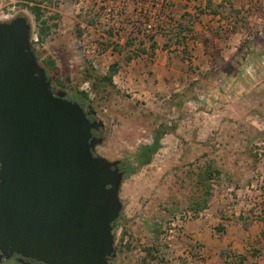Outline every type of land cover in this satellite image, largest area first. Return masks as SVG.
<instances>
[{
	"label": "rangeland",
	"instance_id": "rangeland-1",
	"mask_svg": "<svg viewBox=\"0 0 264 264\" xmlns=\"http://www.w3.org/2000/svg\"><path fill=\"white\" fill-rule=\"evenodd\" d=\"M252 1L246 0L245 3ZM34 3L43 10L40 19L27 7V0H0V21H9L20 15L28 18L32 26V48L52 79L53 88L67 91L70 100L91 106L98 112L105 128L99 131L104 141L96 147L95 154L121 160L120 167L125 171L120 191L123 209L113 224L117 255L110 262L187 264L193 255L185 257L183 251L187 246L194 252L201 250L199 240L187 232L186 226L190 221L177 233H170V221L175 211L208 195L206 183L199 182L205 177L207 165L220 173H215L212 180L203 181L210 184L211 192L206 207L223 193V152L217 153V150L223 146L220 131L231 121L223 120V101L216 104L223 94L221 86L219 83L209 85L205 78L208 74H199L197 79L191 76L194 63L186 49L184 35L178 37L176 27L167 28L163 34L167 36V45L178 38L175 42L184 48L185 59L189 61L187 71L190 79L186 80L185 89L163 99L166 94L161 95V89L156 85L157 66H154L157 55L154 39L158 35L147 37L125 33L115 38L111 31L91 29L96 19V0L30 2ZM173 18L176 22L180 20L176 14ZM100 31L106 35L101 47L113 48L108 54L95 56L90 46L83 50L79 40L84 32L100 40ZM247 33L252 41L254 30ZM87 44L91 45V41ZM131 60L141 63L145 72L137 77H126L123 72ZM112 64L117 65V70L107 87L93 88V80L99 82L100 78L108 76ZM86 81L92 86L94 99L81 93ZM241 92L244 93L243 90ZM243 124L249 130L259 125L252 120ZM159 125L166 126L168 131L161 139L162 147L149 165L127 176L129 158L141 145L153 141L154 129ZM199 140L209 144L210 150L199 152ZM151 253L157 256L156 259L151 258ZM0 264L20 263L15 259H3Z\"/></svg>",
	"mask_w": 264,
	"mask_h": 264
},
{
	"label": "water",
	"instance_id": "water-1",
	"mask_svg": "<svg viewBox=\"0 0 264 264\" xmlns=\"http://www.w3.org/2000/svg\"><path fill=\"white\" fill-rule=\"evenodd\" d=\"M31 29L0 21V261L113 264L125 171L95 154L104 120L53 91Z\"/></svg>",
	"mask_w": 264,
	"mask_h": 264
},
{
	"label": "crops",
	"instance_id": "crops-1",
	"mask_svg": "<svg viewBox=\"0 0 264 264\" xmlns=\"http://www.w3.org/2000/svg\"><path fill=\"white\" fill-rule=\"evenodd\" d=\"M245 1L173 0L172 13L180 17L176 35H184L194 63L191 76L208 74L209 85L219 83L223 94L216 104L223 101V120L231 121L220 131L223 146L217 150L223 152V193L187 224L203 252L187 264H240V255L245 264H264V0ZM166 37L154 39L156 85L166 94L163 99L185 89L190 79L184 48L176 37L167 45ZM141 67L131 60L123 74L137 77L145 72ZM248 120L259 125L246 129ZM198 145L199 152L211 148L201 140Z\"/></svg>",
	"mask_w": 264,
	"mask_h": 264
},
{
	"label": "built area",
	"instance_id": "built-area-1",
	"mask_svg": "<svg viewBox=\"0 0 264 264\" xmlns=\"http://www.w3.org/2000/svg\"><path fill=\"white\" fill-rule=\"evenodd\" d=\"M173 0H96V19L91 27L93 30H108L113 33L115 38L121 34L143 35L155 37L167 31V28H178V22L173 18ZM85 28V26H84ZM100 40L87 35L84 32L80 36V46L86 49L91 47V52L95 56L105 55L112 51L113 46L103 49L101 41L105 39L104 32ZM91 41V45L87 43ZM89 52V50H85ZM82 90L90 99H94L95 93L89 81L84 83ZM201 216L189 207L175 212L170 221V233H177L185 224ZM185 257H203V252H194L189 246L183 251Z\"/></svg>",
	"mask_w": 264,
	"mask_h": 264
},
{
	"label": "trees",
	"instance_id": "trees-1",
	"mask_svg": "<svg viewBox=\"0 0 264 264\" xmlns=\"http://www.w3.org/2000/svg\"><path fill=\"white\" fill-rule=\"evenodd\" d=\"M29 1V4H27V7H29V9L31 10V12L36 16L37 19H40V17L42 16V8L39 4L34 3V4H30V2H33V0H27ZM228 1V0H226ZM208 7H210V3L208 4ZM180 25V24H179ZM54 63V62H51ZM117 70V65L116 64H112L110 67V72L108 74V76H105L103 78L99 79V82H97L98 80H93L92 82V86L93 88H98V86L106 88L107 87V83L108 81H110L114 75V73ZM58 81L60 82V80L58 79ZM81 93L85 96L88 97L87 94L84 91H81ZM167 127L164 125H159L154 129V137H153V141L149 144H143L141 145L138 150L136 151V153L129 158L128 161V171H127V176L128 175H133L135 173H137L139 171L140 168H142L143 166L149 165L152 160L154 155L158 152V150L162 147V142L161 139L164 137L165 134H167ZM215 173H220L219 170H216L215 168H213V166H211L210 164L207 165L206 169H205V177L200 178L198 181L201 183H206L205 185H207V189L206 192L208 195H206V197H203L201 200L195 201L193 204H190V206H187L189 208H191L192 210H194L196 213L200 212V209L202 208H206V205L209 202V195L211 194L210 192V184H207L208 182H203V181H209L212 180L214 178V174ZM205 179V180H204ZM177 212V211H175ZM174 212V213H175ZM116 224V221L113 223ZM223 226H219V229L222 230ZM149 251V250H148ZM157 256H154V254L151 253V258L152 259H156ZM245 260L246 257L240 255L237 258V261L240 264H245ZM35 264H38L35 260H34ZM20 263V262H19ZM227 264H230V262H226ZM21 264V263H20Z\"/></svg>",
	"mask_w": 264,
	"mask_h": 264
},
{
	"label": "flooded vegetation",
	"instance_id": "flooded-vegetation-1",
	"mask_svg": "<svg viewBox=\"0 0 264 264\" xmlns=\"http://www.w3.org/2000/svg\"><path fill=\"white\" fill-rule=\"evenodd\" d=\"M52 89H53L54 92H57V91H58V90H56L55 88H53V84H52ZM67 98H68V95H67ZM68 99H69V98H68ZM81 105L83 106V108H84V110H85V112H86L88 118H89L91 121H94V120H100L99 114H98V112H97L96 110L90 108V106L86 107V106H84V104H81ZM104 128H105V127H104ZM104 128L94 129V130H93V135H95V136H100V135H99V131L102 130V129H104ZM95 151H96V149H95ZM120 165H121V163H120ZM120 168H121V167H120ZM121 170H122V169H121ZM12 259H15L16 261H18V260H17V257H14V258H12ZM2 260H3V259H2ZM2 260H1V261H2ZM18 262H19V261H18ZM36 262H37V261H36ZM20 263H21V262H20ZM37 263H38V264H41V263H39V262H37ZM21 264H35V262H34V260L25 259L24 263H21Z\"/></svg>",
	"mask_w": 264,
	"mask_h": 264
}]
</instances>
